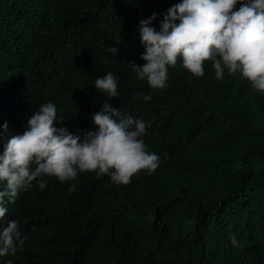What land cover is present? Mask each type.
<instances>
[{"label": "trees", "instance_id": "16d2710c", "mask_svg": "<svg viewBox=\"0 0 264 264\" xmlns=\"http://www.w3.org/2000/svg\"><path fill=\"white\" fill-rule=\"evenodd\" d=\"M178 2L0 0V153L43 103L77 132L97 127L92 113L108 100L145 121L161 157L128 184L94 172L34 180L6 205L0 227L15 219L27 239L0 264H264V93L238 74L215 79L211 61L197 77L178 59L164 89L130 65L145 63L139 20L156 11L158 29ZM108 71L111 99L94 85Z\"/></svg>", "mask_w": 264, "mask_h": 264}, {"label": "clouds", "instance_id": "9594fccd", "mask_svg": "<svg viewBox=\"0 0 264 264\" xmlns=\"http://www.w3.org/2000/svg\"><path fill=\"white\" fill-rule=\"evenodd\" d=\"M237 3L240 4L236 8ZM159 13L153 11L137 25L145 51L142 65L131 63L140 80L146 79L153 89L168 86L169 67L177 61L193 75H204L205 61H211L215 79L222 80L225 71L250 82L264 93V0H179L171 5L157 29L153 21ZM117 52V47L110 49ZM94 85L109 99L119 96L118 78L108 71L98 76ZM151 100V95H144ZM52 101L39 105L27 120L24 131L12 135L0 153V220L21 190L32 187L41 177L55 176L59 181H74L80 173L107 175L116 184L131 183L141 171L152 174L161 157L150 151L143 137L147 125L143 119L124 112L105 100L99 111L92 113V130L70 131L57 126ZM7 128V122L2 125ZM41 188L46 184L38 179ZM70 190H75L71 184ZM17 220H8L0 227V257L14 256L24 246ZM229 239L233 246L239 241L235 233ZM4 264H14L7 259Z\"/></svg>", "mask_w": 264, "mask_h": 264}]
</instances>
